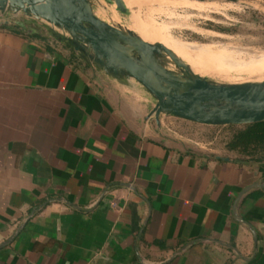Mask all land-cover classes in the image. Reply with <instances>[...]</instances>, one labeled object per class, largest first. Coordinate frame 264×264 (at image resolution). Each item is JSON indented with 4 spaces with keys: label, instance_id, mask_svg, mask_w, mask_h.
<instances>
[{
    "label": "crops",
    "instance_id": "obj_1",
    "mask_svg": "<svg viewBox=\"0 0 264 264\" xmlns=\"http://www.w3.org/2000/svg\"><path fill=\"white\" fill-rule=\"evenodd\" d=\"M66 44L0 27V264H264V155L166 133Z\"/></svg>",
    "mask_w": 264,
    "mask_h": 264
},
{
    "label": "water",
    "instance_id": "obj_2",
    "mask_svg": "<svg viewBox=\"0 0 264 264\" xmlns=\"http://www.w3.org/2000/svg\"><path fill=\"white\" fill-rule=\"evenodd\" d=\"M102 1L131 17L123 0ZM0 13H23L63 30L69 35L67 43L97 69L117 81L136 82L153 100L149 118L158 126L165 116L212 127L264 123V82L212 83L164 46L151 45L98 18L92 0H0Z\"/></svg>",
    "mask_w": 264,
    "mask_h": 264
},
{
    "label": "rangeland",
    "instance_id": "obj_3",
    "mask_svg": "<svg viewBox=\"0 0 264 264\" xmlns=\"http://www.w3.org/2000/svg\"><path fill=\"white\" fill-rule=\"evenodd\" d=\"M154 1L127 7L131 17L113 11L112 6L102 0H92V8L95 15L100 13L105 17L99 15L98 18L116 28L121 27L131 34L149 31L155 45L164 46L194 73L212 83L264 82V0ZM111 17L117 22L111 23ZM5 22L26 33L36 29L42 35L69 39L63 30L35 21L23 13H0V25ZM66 45L70 46L69 43ZM165 117L163 129L166 133L189 135L197 140L194 141L196 144L204 146L212 142L211 148L230 146L244 127L204 126Z\"/></svg>",
    "mask_w": 264,
    "mask_h": 264
},
{
    "label": "trees",
    "instance_id": "obj_4",
    "mask_svg": "<svg viewBox=\"0 0 264 264\" xmlns=\"http://www.w3.org/2000/svg\"><path fill=\"white\" fill-rule=\"evenodd\" d=\"M111 21L112 23L117 22L113 17H111ZM242 128L228 147L239 149L242 153L264 155V123L248 125Z\"/></svg>",
    "mask_w": 264,
    "mask_h": 264
},
{
    "label": "bare ground",
    "instance_id": "obj_5",
    "mask_svg": "<svg viewBox=\"0 0 264 264\" xmlns=\"http://www.w3.org/2000/svg\"><path fill=\"white\" fill-rule=\"evenodd\" d=\"M152 1L155 2L154 0H152ZM124 3L126 4V7H130V6H132V7L133 6H143V5L149 4L150 3V0H124ZM112 9L115 11L114 6H112ZM96 15H97V17H99L98 14H96ZM136 35H138L143 41H145V42H147V43H149L151 45H155L153 43V40L151 38V35H150V32L149 31L142 30V31H139V33L136 34ZM262 79H264V77Z\"/></svg>",
    "mask_w": 264,
    "mask_h": 264
},
{
    "label": "flooded vegetation",
    "instance_id": "obj_6",
    "mask_svg": "<svg viewBox=\"0 0 264 264\" xmlns=\"http://www.w3.org/2000/svg\"><path fill=\"white\" fill-rule=\"evenodd\" d=\"M99 15L102 16V18H105L103 14H100V13H99ZM109 20H110V22L112 23L111 18H109Z\"/></svg>",
    "mask_w": 264,
    "mask_h": 264
}]
</instances>
